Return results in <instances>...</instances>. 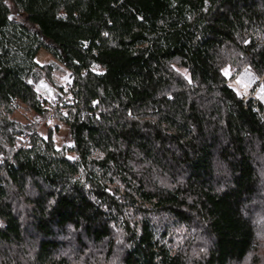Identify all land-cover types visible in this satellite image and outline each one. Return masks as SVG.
Here are the masks:
<instances>
[{
	"label": "trees",
	"instance_id": "1",
	"mask_svg": "<svg viewBox=\"0 0 264 264\" xmlns=\"http://www.w3.org/2000/svg\"><path fill=\"white\" fill-rule=\"evenodd\" d=\"M240 74L264 78V0H0V264H264Z\"/></svg>",
	"mask_w": 264,
	"mask_h": 264
},
{
	"label": "rangeland",
	"instance_id": "2",
	"mask_svg": "<svg viewBox=\"0 0 264 264\" xmlns=\"http://www.w3.org/2000/svg\"><path fill=\"white\" fill-rule=\"evenodd\" d=\"M37 62L40 65H47L50 63H56L61 69L59 72H57L54 75V82L56 84V88L57 89L62 88L65 91L68 89V84L70 82L69 72L67 70H65L64 67L60 63L55 61L45 50H42L39 53V55L37 57ZM235 73H236L235 70H229V69L225 70V74L229 78H231L232 75ZM246 79H247L246 76L243 77V75L240 74V75H238V77H235L233 79L231 84H233L234 86L238 85L236 90H237L239 95L243 94L244 97H246L247 99L255 98L253 95L251 96V94H250V92L252 90L251 88H253L255 84L253 86H251L252 83H249ZM36 89H37L39 98L43 101V105H48L49 103L53 104L55 102V100H57V98H56V90L57 89L56 90L53 89V87L50 86L48 83L40 82L36 86ZM0 94L2 96L7 95L5 88L1 84H0ZM258 97H260L259 98L260 101H264V93H262L261 95L258 94ZM45 124H48V123L42 122L41 126H43ZM48 125H50V127L58 126V128H59V131L55 133V141H56V146L58 149H60L62 146L66 145V144H70L71 140H70V136H69V130L65 125H63L60 121H57V119H55L52 123H49Z\"/></svg>",
	"mask_w": 264,
	"mask_h": 264
},
{
	"label": "built area",
	"instance_id": "3",
	"mask_svg": "<svg viewBox=\"0 0 264 264\" xmlns=\"http://www.w3.org/2000/svg\"><path fill=\"white\" fill-rule=\"evenodd\" d=\"M263 79H264V78H261L258 82L255 83L254 87L251 88L252 90H251L250 94H251V96L253 95L255 98L247 99L246 97H244L243 94H242L243 96L240 95L241 98H242V101H243V102L248 103V102L251 101V100H254L255 103L258 102V100H259V97H258L259 90L263 89V85H262V83H263ZM232 81H233V79L229 82V84H231ZM231 85L234 87L235 90H236V88L238 87V85H236V86H234L233 84H231ZM249 89H250V88H249ZM249 89H248V90H249ZM236 91H237V90H236ZM263 92H264V89H263ZM58 107H59V106H58V101L55 100V102L53 103V109H52V112L49 113V115H48V117H47V119H46V123L49 124V123H52V122L55 120L54 112H55L56 108H58Z\"/></svg>",
	"mask_w": 264,
	"mask_h": 264
},
{
	"label": "snow or ice",
	"instance_id": "4",
	"mask_svg": "<svg viewBox=\"0 0 264 264\" xmlns=\"http://www.w3.org/2000/svg\"><path fill=\"white\" fill-rule=\"evenodd\" d=\"M227 74V73H226Z\"/></svg>",
	"mask_w": 264,
	"mask_h": 264
}]
</instances>
